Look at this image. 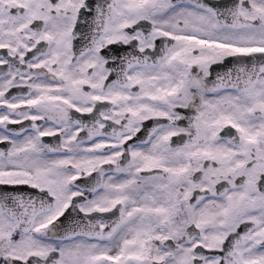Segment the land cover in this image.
Listing matches in <instances>:
<instances>
[{"label": "snow or ice", "instance_id": "obj_1", "mask_svg": "<svg viewBox=\"0 0 264 264\" xmlns=\"http://www.w3.org/2000/svg\"><path fill=\"white\" fill-rule=\"evenodd\" d=\"M0 264H264V0H0Z\"/></svg>", "mask_w": 264, "mask_h": 264}, {"label": "flooded vegetation", "instance_id": "obj_2", "mask_svg": "<svg viewBox=\"0 0 264 264\" xmlns=\"http://www.w3.org/2000/svg\"><path fill=\"white\" fill-rule=\"evenodd\" d=\"M48 138H46V140H47ZM63 219V218H62Z\"/></svg>", "mask_w": 264, "mask_h": 264}]
</instances>
